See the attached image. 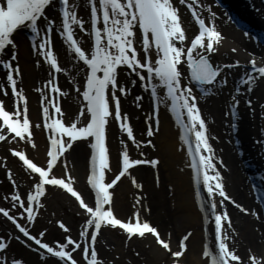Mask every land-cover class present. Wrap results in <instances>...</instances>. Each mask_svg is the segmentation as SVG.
I'll use <instances>...</instances> for the list:
<instances>
[{"label":"snow or ice","instance_id":"1","mask_svg":"<svg viewBox=\"0 0 264 264\" xmlns=\"http://www.w3.org/2000/svg\"><path fill=\"white\" fill-rule=\"evenodd\" d=\"M82 5L85 12L79 11ZM214 6L223 7L222 0L207 4L201 0H195V3L192 0H0V71L5 76L0 88L6 97L8 88L3 85H10L15 99L13 108H8L6 100L0 99V142L19 144L23 141L36 149L38 144L34 139V129L42 127L41 123L33 124L30 120L28 96L25 89L19 86L23 83V69L19 62L20 42L17 39L20 33L25 30L31 33L29 40L36 56L35 64L47 65L48 78L44 88L37 90L41 95L43 127L49 133L46 160L41 164L30 158L26 151L10 148L12 154L23 162L25 174L32 184L30 190L22 194L9 168L8 179L15 187L10 195L3 197L9 201L10 207H0V214L22 234L23 243L30 249L33 244L29 241L38 246L35 251L41 264H106L97 250L98 237L103 235L104 228L123 232L128 241L151 237L152 243L169 256V264H186L182 258L186 257L188 242L193 234L191 231L182 235L174 250L171 232L159 229L146 218L145 213H150L151 209L145 210L140 195L135 198L132 217L118 218L114 212V186H118L117 182L131 175L130 170L134 166H158L160 163L159 157L141 159L130 156L131 145L138 151L144 144L155 148L153 140L135 138L129 117L122 112V99L131 91L129 84L136 85L137 79L122 82L121 76L131 77L132 74L156 102L153 117L148 118L147 136L153 137L160 130V105L168 107L181 129L180 139L187 146L191 158L190 167L203 219H211L214 225V244L205 243L203 247L202 255L206 262L264 264V249H249L245 256H241L235 247H230L229 242L233 238L225 225L231 228L232 221L226 201L245 213L251 211L258 219H264V210H250L226 191L217 163L227 166L222 157L215 155L216 149L210 143L196 95L197 90L205 97L215 94L218 88L229 83L231 73L228 70L238 67L244 70L239 75L235 92L251 93L264 83V63H258L254 54L248 65L242 64L239 59L226 64L213 61L212 54L218 52V46L224 39L216 23L219 14L214 11ZM182 7L190 10L187 23L191 24L194 20L198 25L197 34L193 37L187 35L185 22L182 21ZM77 30L92 38L93 43L88 49L77 39ZM54 33L63 38L71 51L76 62L72 65L73 70L77 71V75L79 71L84 74L82 83L76 76L72 77V84L78 97L82 96L83 103L75 119L67 123L55 96L56 93L68 96L69 92L57 83V75L66 68L61 66L58 53L54 50ZM142 100L140 95L135 97L137 102ZM231 100L230 113L235 117L241 101L237 95L231 96ZM246 103L251 107L253 100L248 98ZM260 109L264 117V104L260 105ZM55 114L60 115L57 117ZM110 118L119 121V131L125 132L130 139L120 140L122 150L118 152V174L106 181V170H111L107 144ZM75 142L87 143L91 148L90 174L87 176L91 199L74 186L75 177L68 172L67 156ZM261 143L264 144V140ZM57 170H60L59 175ZM132 183L137 189L143 187L134 176ZM49 187L63 190L77 202L78 214L85 218L78 238H73L63 220L56 223L65 232L64 242H45L43 238L47 229L38 235L30 230L45 207L43 198ZM13 209L17 212L13 213ZM19 217H24L26 223H21ZM12 238L21 239L15 233H12ZM77 250L81 253L79 257L74 255ZM13 252L8 235H0V264H27L22 256Z\"/></svg>","mask_w":264,"mask_h":264},{"label":"bare ground","instance_id":"2","mask_svg":"<svg viewBox=\"0 0 264 264\" xmlns=\"http://www.w3.org/2000/svg\"><path fill=\"white\" fill-rule=\"evenodd\" d=\"M202 1L207 2V0H201V2ZM208 2L212 3L211 0ZM252 4L256 5V7L262 5L260 11L264 10V4L260 0H252ZM79 11L85 12L83 5ZM248 18L253 20L251 17ZM183 19L187 25H190L187 23L185 15ZM223 22L224 19L219 21L218 25L219 30L224 35V39L218 46V52L212 54V58L217 64L232 63L236 59H239L242 64H244L246 60L242 52L244 50L250 51L251 47L245 40H243L244 49H239L240 51L233 52L232 48H237V46L231 43L229 36L232 37L233 35L225 31L228 28L225 27V23ZM25 34L26 30L20 33L17 37L20 42L19 62L23 69V83L19 86L25 89V94L28 96L30 120L33 124L41 123L42 125L41 128L34 129V139L38 144V148L33 149L30 144L25 145L23 141L19 144L12 141L7 143L0 142V164L2 163L6 166V169L10 168L12 170L13 177L17 181V186L20 189L26 188V190L29 191L32 180L25 174L24 170H21L22 168L16 160H14L13 163H10L5 155V151L7 152L8 149L10 150V148L15 147L17 150L26 151L30 158L44 164L46 160V152L50 146V142L47 140L49 134L48 130L43 127L42 104L40 103L41 95L40 92L37 91L38 89L44 88V82L48 78L46 71L47 65L44 64L43 66H37L35 64V53L31 49L30 41ZM187 35H189V32H187ZM77 37L84 47H90V40L87 33L82 34L77 30ZM53 47L58 53L61 66L66 68V71L57 75V83L61 89L69 92V95L61 96L59 94L58 96H55L61 108H63L64 120L67 123L70 120L75 119V116L78 114L77 110L83 103L82 96L78 97V94L75 91V86L72 84V77L76 76V79L82 83L84 74L83 71H79V74L77 75V71L73 70L72 65L76 62L73 61L72 53L68 50L67 44L63 42V38L57 33L53 34ZM253 49L254 51L257 50L255 53L257 55L258 49L255 47ZM243 70V68L239 67L234 70H228L231 74L229 75V83L226 87H220L215 94L202 97L203 99H200L198 103L202 116L206 120L210 142L216 149L215 155L223 158V153L226 150L225 142L226 140L231 139L232 126L237 125V120L228 116L225 104L226 102L231 101V94L239 97L241 101L240 104H242V106L239 107L242 109L243 115L242 121L238 122L240 126L239 138L244 144L243 146L247 151L248 157L252 159L254 158L258 162L260 168L263 170L262 178H264V161H262L258 155V153H261L262 151L264 152V144L260 143L255 145L253 143V140L255 139H258L259 141L264 140V117H262L260 109V105L264 104V83L259 84V86H257L251 93H236L234 89V87L236 88V85H238L236 78L243 72ZM4 78V72L0 71V84H2ZM131 78L137 79V84H129L131 91L122 99V112L127 113L129 122L133 127L135 138L141 141L151 139L155 144V148L144 144L138 151L134 145H131L129 148L130 156L132 158L141 159L159 157L160 163L158 166H134L130 170L131 175H126L118 182V186L114 187V212L118 218L127 219L132 217L135 198L137 195H140L143 199L145 210L149 207L151 209L150 213H145L146 218L149 219L154 226H159V229L171 232V243L174 250L177 248L179 240L186 231H191L193 233L188 242L189 247L186 257L182 258L186 260V264H209V262H206L203 257L202 252L205 243L214 244V239H212L213 230L211 224H203L204 215L199 207V199L192 186L189 170L190 157L186 152V145L180 139L181 131L168 107L160 105V130L153 137L147 136L146 129L149 123L148 118L153 117L154 105L156 102L154 98L150 97L149 91H145L142 88L141 83L138 78L135 77V74H132L131 77L121 76L122 82L130 80ZM3 87L8 88V95L6 97L3 96V89L0 88V99H5L6 106L8 108H13L15 99L11 93L10 85H3ZM227 92H229L228 96ZM137 95L143 97L142 102L135 101ZM246 96L256 98L253 100V105L250 110L243 106L242 103V99ZM229 106L232 105L229 103ZM58 115L60 114H57V117ZM112 122L111 125L109 122V125L107 126V144L109 146L111 170H106V181H108V179L118 170V152L122 150L120 140L130 139L127 138L125 132L119 131V122ZM141 152L143 155H141ZM90 155L91 150L87 143L75 142L67 159L69 164L68 172L75 177L74 186L82 191V194L91 199L90 193L85 186ZM231 157L234 159L233 155H231ZM217 167L222 172L224 180L227 181L226 191L235 200L242 197L240 196L242 194V189L238 188V185H236L237 182L231 184V178L224 170L223 165L217 163ZM5 168L3 169L5 170ZM59 174L60 170H57V175ZM132 176L136 178L138 183L143 185L141 189H137L132 183ZM234 176L238 177L239 180L240 178L241 180L244 178L243 174L239 171H235ZM242 184V188H245L244 195L246 198L243 197L241 201L248 206L250 199L252 204L257 207L253 202V195L250 192V186L245 181ZM217 199L219 198L217 197ZM43 200L45 207L41 210L35 224L30 226V230H34L36 225H40L38 230H35L36 234L38 235L40 231L47 229L44 238L48 237L50 233H55L53 231L54 229H51L48 226L51 218L54 217L55 219L57 216H61L63 217L62 220L70 228L73 238H78L79 229L85 218L81 215L82 219L80 220V223L73 226V216H79L80 214H78L77 206L72 207L70 205V201L72 200L57 189H49V192L46 193V197L43 198ZM65 206H70V209L67 210L68 215L64 213ZM226 208L232 221L231 228H228L227 224L225 225L229 236L233 238L229 242L230 247H235L241 256H245L249 249H252L253 251L264 249V234H261V229L260 235L257 236L254 233L253 229L255 225L252 219L248 216V213L238 209L231 202L226 203ZM218 210L222 209L218 208ZM38 218L41 219L40 222H38ZM19 219L21 223H26L24 217H19ZM0 226L3 230L20 236L21 239L19 241L25 245L23 243L24 238L22 237V234L19 233V230L15 228L11 221L0 216ZM233 229L235 231H233ZM206 230L208 231L207 234ZM59 233L60 232H56L57 235ZM29 242L33 244V248L31 249L38 247L34 242ZM127 242L130 244L129 246L135 250V255L131 256L130 254H127L126 250L121 246V241L116 238L111 229L104 228L103 235L98 237L97 250L99 244L105 243V246L110 247V253L113 252L110 255L119 254V257H116L115 261L120 258L119 261L121 264H169V256L161 247L152 243L151 237H149L148 240L132 239L131 241L127 240ZM150 243L151 246L149 247L148 245ZM127 248L131 251L129 247ZM27 264H32V262L27 261Z\"/></svg>","mask_w":264,"mask_h":264},{"label":"rangeland","instance_id":"3","mask_svg":"<svg viewBox=\"0 0 264 264\" xmlns=\"http://www.w3.org/2000/svg\"><path fill=\"white\" fill-rule=\"evenodd\" d=\"M5 155L6 157L8 158V162H13V159L8 155V152L5 151ZM5 170L2 169V167L0 166V203H2L3 205H5L6 207H10V203L9 201L3 199V197L5 195H10L13 191H14V185H12L10 182H9V179H8V175L6 173V171L4 172ZM19 191L22 193V194H25L26 193V188H19ZM67 203V202H66ZM70 205L73 207L72 203L70 202ZM68 209H70V206H65V210H64V213L66 215H68ZM13 211H15L13 209ZM63 217L61 216H57L55 219L54 217L51 218L50 222L48 223V226L51 228V229H54L53 231L55 233H50V235H48V237H45V241L53 244L54 242L56 241H60V242H64V233L61 231V228H59L58 224L56 223L57 220H62ZM82 219L81 216H77V215H74L73 216V226H75L76 224H79L80 223V220ZM40 218H38V222H40ZM40 227V225H36V227L34 228V232H36L35 230H38V228ZM58 230V231H56ZM1 232V230H0ZM56 232H60L58 235L56 234ZM112 233L116 236V238L121 241V246L126 250V253L127 254H130L131 256L135 255V250L133 248H131L126 241L124 239V237L118 233L117 231H112ZM0 235H8L9 237V242H10V246L11 248L14 250L13 254L14 255H18V256H22L26 262L27 261H31L32 264H41L40 262V258L37 254H34V253H31L30 251H28L27 249H25L23 246H21L14 238H12V234L7 232V231H2V233ZM105 243H101L98 245V250H99V254H100V257L104 258L106 260V264H121V262L119 260H116L115 261V258L116 257H119V254H112L110 255V247L108 246H105L104 245ZM131 249L128 250V248ZM110 255V256H109ZM51 264V262H50Z\"/></svg>","mask_w":264,"mask_h":264}]
</instances>
